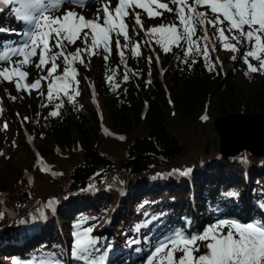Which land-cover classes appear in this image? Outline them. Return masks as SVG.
<instances>
[{"label": "trees", "instance_id": "obj_1", "mask_svg": "<svg viewBox=\"0 0 264 264\" xmlns=\"http://www.w3.org/2000/svg\"><path fill=\"white\" fill-rule=\"evenodd\" d=\"M214 31L209 29L211 35ZM131 36L144 40L142 34L131 32ZM214 43L212 58L218 56L222 64L208 71L201 57H194L198 62L189 68L177 60L178 49L173 47L172 52L164 53L153 42L163 74L154 58L151 63L147 61L153 55L148 47H141V57L126 50L125 67L113 44L109 74L115 72L114 82L120 84L119 88L105 82L106 69L100 57L98 61L91 58L87 67L77 64L81 94L75 97V104L61 94L51 103L46 96L37 106L27 108L32 112L29 121L34 128L35 147L50 171H41L22 132L9 125L8 148L11 152L18 150L23 162H15L10 169L13 157L5 151L0 155L6 163L0 165V192L8 195L0 203V211L4 212L0 218L1 261L17 263L30 254L43 255L52 245L62 243L61 232L73 237L74 232L85 228L92 229L90 235L98 238L101 251L113 245L127 256L139 247L131 244L130 238L146 230L147 218L163 214L153 232L169 231L170 219L175 216L184 231L190 226L200 232L207 223H215L222 212L237 216L242 214L238 208L245 204L259 211L257 206L264 205V155L241 150L235 156H221L219 139L206 134V125L229 112L263 114L264 73L249 72L245 76L247 66L239 59L243 49L233 61L231 51L223 50L219 41ZM125 72L130 77L127 82L122 81ZM146 81L151 83L146 86ZM89 82L95 87L101 120L88 99ZM29 97V101L37 100L36 94ZM60 100L64 101L61 115L50 116ZM204 112L208 119L202 121ZM241 157L247 158V167L240 162ZM22 167L32 172L31 184ZM174 169H191L190 178L173 176ZM112 175L126 186L121 197L118 189L109 185ZM90 184L94 189L89 190ZM52 189L61 232L53 213L39 202ZM233 191L239 196L226 195ZM116 205L110 227L97 231L104 215ZM43 212L49 218L46 226L41 222ZM179 215L189 217L191 225L183 226ZM43 229V234H37ZM30 234L33 237L28 240ZM154 240L153 235L145 239L146 243ZM65 244L70 245L69 237Z\"/></svg>", "mask_w": 264, "mask_h": 264}, {"label": "snow or ice", "instance_id": "obj_2", "mask_svg": "<svg viewBox=\"0 0 264 264\" xmlns=\"http://www.w3.org/2000/svg\"><path fill=\"white\" fill-rule=\"evenodd\" d=\"M98 2L100 6L95 14L86 17L76 9L86 8L89 0H0V12L11 8L15 19L24 21L28 26L24 36L30 38V42L28 39L19 43L0 42V49L4 50L0 54V61L7 64L0 66V82L12 84L17 92L24 90L31 94L35 90L44 96V81L47 82L46 96L49 103L59 99L62 94L69 103L75 104V97L81 94L78 79L80 73L76 65L87 67L93 57H100L104 62L105 82L111 84L112 88L120 87L119 83L114 82L115 72L109 74L108 62L113 42L116 55L125 67V51L130 49V55L141 57L142 46L153 52L152 56L146 58L147 61L151 63L155 58L159 64V56L152 47L154 42L164 53L172 52L173 47L178 49L177 60L187 64L189 68L198 62L194 57H201L206 69L213 71L218 64H222L219 57L213 60L211 55L216 51L214 41H219L223 50L233 53L230 57L233 61L238 59L236 53L243 49L239 59L247 66L245 76L249 72L264 73V0H116L114 6L112 0ZM17 4L20 7H16ZM68 4L73 7H64ZM53 12L60 14L54 15ZM165 13L174 15L175 21L164 23ZM212 16L215 18H211ZM145 19H159L161 23H153L145 29ZM210 28L215 30L211 36ZM9 31L11 30L0 26V33ZM130 31L135 36L143 32L147 39L135 40L129 35ZM77 41L80 46L69 51V47L77 45ZM12 56L21 58L12 60ZM252 61L257 62L259 67ZM29 67L38 70L37 79L30 82ZM164 71L162 69L161 74ZM133 75L138 73L133 72ZM129 78L128 72H125L122 81L127 82ZM84 79L87 80V77ZM150 83L151 81H146V86ZM89 87L95 97L94 84L90 83ZM5 92L11 100L17 99L7 89ZM63 104L64 101L60 100L49 115L60 116L59 109ZM19 115L17 113L18 117ZM28 119L23 117L22 124ZM200 119L203 121L208 117L203 115ZM7 126L4 123L3 128L6 129ZM28 139L31 141L32 137ZM0 155L5 154L0 151ZM240 162L246 164L247 158L241 157ZM37 165L41 171H50L39 153ZM190 172L191 169H174L171 174L188 175ZM25 175H28L27 171ZM28 179L31 184V176ZM92 189L94 185L90 184L89 190ZM226 195L238 197L239 193L233 191ZM2 202L3 194L0 193V203ZM53 203L54 199H50L46 206ZM3 216L4 212L0 211V218ZM91 231V228H85L80 233H73L72 256L85 261V264H103L108 251L97 255L101 250L97 246L98 238L91 236ZM111 247L107 246L109 250ZM150 247L145 264H264V220L245 223L219 219L200 232L177 229L157 239ZM53 264H60V261L53 260Z\"/></svg>", "mask_w": 264, "mask_h": 264}, {"label": "rangeland", "instance_id": "obj_3", "mask_svg": "<svg viewBox=\"0 0 264 264\" xmlns=\"http://www.w3.org/2000/svg\"><path fill=\"white\" fill-rule=\"evenodd\" d=\"M115 5V4H114ZM113 5V6H114ZM66 7V5L64 6ZM67 8V7H66ZM137 11H141L140 9H136ZM83 12L86 14L85 16L86 17H91L93 16L91 10H90V7H86ZM55 15H59L60 13L59 12H53ZM7 20V17L5 19V21ZM164 20H165V17H164ZM165 22V21H164ZM153 23L155 24H160L161 21L159 19L155 20V21H152V20H147L145 19L144 20V27H149L150 25H152ZM122 41V39H121ZM30 42V40H29ZM76 46H80L79 43H77V45H74L73 47L75 48ZM4 51V50H3ZM3 51H1V54H3ZM70 51V50H69ZM21 57H17V56H12L11 59L12 60H16V59H20ZM95 59L98 61L99 59L97 57H95ZM0 66H7V64H5L3 61H0ZM34 70H37L35 67H29L28 68V71L30 73V76L28 78L29 81H31V74H32V71ZM82 71V70H81ZM83 72V71H82ZM43 74V73H42ZM254 74H257V73H254ZM36 75H38V72H36ZM33 81V80H32ZM3 84V87H4V90L7 89V92L8 93H11L12 96H17L19 97L25 104L26 106L28 104H31V101H28L27 103V99L25 98V94H26V91L24 90H21L20 92H17L16 89L14 88V86L8 82H1ZM5 97L7 98L8 100V104H7V107L9 108V114L11 115H14L15 119L17 120L15 123H14V127L15 128H20V131H22V133L24 134V131L27 130L29 132V135L31 132H33V127L31 126L30 123H27L26 121H23V124H22V118L23 117H28V111H27V107H25L24 105L22 104H19L16 100L13 101L9 98L8 94L5 92ZM22 97V98H21ZM37 105V103H33V105ZM17 113H19V117L17 116ZM1 118H0V124H1ZM207 129H208V132L206 133L207 135L209 134L210 136L211 135H214L217 134V132H215V130H213L211 127H212V121L211 123L208 125H206ZM31 136V135H30ZM6 139V136H3L2 134V126L0 125V143L1 145L8 150V154L11 155L13 158V161L11 164L9 163L8 164V167L10 169H13L14 166V163L17 162V161H22V157L19 155V152L17 150H14L13 152H11V148L8 149L7 145H6V142H5ZM228 141V140H227ZM234 142V144L232 146H229L227 149L229 150H232V151H235L239 148H241L243 145L240 144L241 142L246 143L245 141V138L244 137H240V138H237V139H233L232 140ZM245 141V142H244ZM240 144V145H239ZM264 148V147H263ZM259 151H261L260 149H257ZM23 162V161H22ZM4 160H0V165L4 164ZM6 165V163H5ZM23 169V167H22ZM53 190L52 189L50 192H48L47 194H44L42 197L39 198V202L45 204V206L47 205L48 201L50 199H53ZM8 195L6 194L4 196V198H6ZM45 197V198H44ZM0 207H1V204H0ZM46 207H49V206H46ZM146 260V259H145ZM142 264H145V261L142 262Z\"/></svg>", "mask_w": 264, "mask_h": 264}, {"label": "water", "instance_id": "obj_4", "mask_svg": "<svg viewBox=\"0 0 264 264\" xmlns=\"http://www.w3.org/2000/svg\"><path fill=\"white\" fill-rule=\"evenodd\" d=\"M262 119L264 120V113L263 114H259V113L247 114V113H242V112H229L223 116L215 117L212 120V127L211 128L213 130H215V132H217V134H215V135L219 139V146H220L219 152H220V154L222 156H225V157L226 156H234L236 154H239L240 150H242V149H248L251 152L258 153V154L264 153V149H262L261 151H258V150L254 151L247 144H245V143L243 144V142L240 143L243 146L241 148L235 150V151L227 149L229 146L234 144L232 139L235 138V134L238 131L242 132V135H245L244 134L245 132L242 130V128H244L246 126V123H244L245 120H247L248 122H251V124L255 125L256 123H254V122H259ZM230 130H233V131L230 132ZM232 133H234V134H232ZM252 133H253V130H250V131H248L246 136H243L245 138L246 142L253 141Z\"/></svg>", "mask_w": 264, "mask_h": 264}, {"label": "bare ground", "instance_id": "obj_5", "mask_svg": "<svg viewBox=\"0 0 264 264\" xmlns=\"http://www.w3.org/2000/svg\"><path fill=\"white\" fill-rule=\"evenodd\" d=\"M3 21H4V17H0V24H2ZM244 123H246V126L244 128H242V127L241 128L245 132L244 133L245 135H242V132L238 131L235 134V138L234 139L246 136L248 131L253 130V133H252L253 141L246 142L245 144H247L254 151H257V149H264L263 148L264 147V120L262 119L259 122H254V123H256L255 125L251 124V122H248L247 120H245ZM231 131H233V130H230V132ZM232 134H234V133H232Z\"/></svg>", "mask_w": 264, "mask_h": 264}]
</instances>
